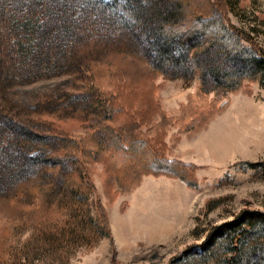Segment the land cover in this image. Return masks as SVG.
Here are the masks:
<instances>
[{"label": "rangeland", "instance_id": "1", "mask_svg": "<svg viewBox=\"0 0 264 264\" xmlns=\"http://www.w3.org/2000/svg\"><path fill=\"white\" fill-rule=\"evenodd\" d=\"M87 1L85 15L92 30L87 32L95 36L92 66L97 68L99 81L109 87L112 77L114 84L125 86L123 101L131 104L136 119L142 116L144 134L155 138L166 156L197 165L195 184L164 173H143L139 180L124 183L105 160L89 162L95 184L86 200L89 215L96 218L99 201L107 212L112 237L104 235L92 243L90 218L83 208H76H85L84 200L76 201L67 192L63 201L60 191L52 194L50 202H43L38 194L25 206L24 220L18 221V226L11 223L14 209L4 198L0 200V260L11 264H173L188 251L204 249L207 242L208 248L220 247L219 259L238 252L232 249L234 241L228 234L215 244H210L209 236L216 226L245 209H264V75L253 80L245 77L238 90L220 83L204 91L191 51L198 49L196 58L202 63L216 58L220 62L214 65L219 68L228 65L247 70L249 53H264V0H226V5L215 0L226 28L231 30L230 24L237 28L234 36L243 46L234 58L217 51L221 46L218 40L207 50L210 57H205L201 54L203 36L191 39L198 42L193 47L168 37L162 21L170 18L172 10L176 14L174 1ZM80 53L78 50L75 55ZM85 60L71 58L56 74L16 81L3 89L10 101L0 103L2 155H8L10 144H14L13 153L17 151L19 158H50L69 138L84 139L94 123L102 122L108 107L104 96L86 84ZM112 70L115 74L110 77ZM14 122L21 128L13 133ZM95 136L106 134L97 129ZM14 138L31 139L28 145L32 146L17 145ZM36 138L45 140L47 153L35 143ZM76 155L81 156L79 152ZM10 160L12 153L0 158V173L7 178L18 169L13 163L10 167ZM71 164L63 162L62 171ZM56 177L44 172L41 179L54 182ZM8 184L0 185L2 195L7 194ZM56 184L60 186L62 181ZM47 187L52 186L48 183ZM35 208L37 212L32 211ZM78 221L88 236H69L65 228L60 231ZM256 242L258 246L251 248ZM239 248L244 253L238 254L235 264H264V235L257 226L241 237Z\"/></svg>", "mask_w": 264, "mask_h": 264}, {"label": "trees", "instance_id": "2", "mask_svg": "<svg viewBox=\"0 0 264 264\" xmlns=\"http://www.w3.org/2000/svg\"><path fill=\"white\" fill-rule=\"evenodd\" d=\"M170 1H174L175 8L178 7V9L175 10L176 14L172 10L169 13L170 18L162 21V29L168 37H176L179 43L183 45L189 43V46L193 47L198 42L192 43L191 39L197 35L203 36L204 43L201 54L205 57H210L211 53L207 50L217 40L221 43L219 49L216 47L217 51L222 50L226 57L234 58L236 52L243 50L240 39L234 36L237 28L233 24H230L231 30L226 28L223 14L215 0ZM220 2L226 5V0H220ZM89 4L90 2L87 0H0V103L6 105L10 101L2 93L9 84L56 74L64 70L65 65L71 63V58H86L85 64L88 67L86 84L104 96V103L108 107L104 111L102 122L94 123L87 137L84 136V139L80 137L81 141L77 140L75 136V138H69L61 150L55 148L50 158H42L41 155L39 157L24 155V153H22L24 156L19 158L17 151L13 153L14 144H10L8 155H2L1 148L0 158H9L12 153V160L8 164L11 167L13 163L18 169L17 173L10 178L0 173V185L9 183L7 194L2 195V191L0 192V200L6 198L12 203L14 211L10 217L11 223L18 226V221L24 220L25 206H30L38 194L43 202H50L52 194L60 191L63 201V194L67 192L76 201L84 200L85 208L82 205L76 207L79 202L72 205L79 211L81 208L86 211L84 213L92 223L90 230L93 238L92 243H96L104 235L111 238L112 230L107 212L99 201L97 202L96 218L89 215V203L86 200L95 187L92 173L89 170V162L105 160L114 176L124 183L139 180L143 173H164L178 176L190 185L195 184L193 170L197 165L193 162L166 156L160 146L155 144L157 140L150 139L144 134L140 128L142 116L136 119L135 112L129 107L131 104L123 101V96L127 91L124 89L125 86L121 87L113 83L114 79L111 76L115 74L114 70L110 72L113 84L110 83L109 87L102 86L96 73L97 68L92 66V62L95 61L92 55L95 39L92 38L95 36L87 32V30L89 32L92 30L88 27L90 22L85 15L86 5ZM84 21L87 22L86 28H79ZM78 50H81V53L75 55L78 54ZM249 54V67L247 70L241 71L226 67L228 65L219 68L214 65L218 61L216 58L202 63L200 58H196V55H200L198 49L195 48L191 51L193 64L200 70L203 80H201L202 90L208 91L210 90L208 86H212V84L217 86L220 83L221 86L230 90H238L245 77L248 80H253L263 76L264 53L258 54L253 51ZM166 59L168 58L166 57ZM6 84L7 86H5ZM126 106L127 109L124 110L123 108ZM119 113L121 115H118ZM19 128L21 127L14 122L11 131L14 133V129ZM97 129L103 131L106 136L103 138L95 136ZM14 140L17 145L25 148L32 146L28 145L31 139L18 140L14 138ZM35 143L42 149V152L47 153L49 146L45 145V140L36 138ZM76 147H78L77 150L74 149ZM78 152L81 156L76 155ZM61 154L64 155V158L61 157ZM63 162L72 164L62 171ZM44 172L55 173L56 180L54 182L43 181L41 178ZM57 180L62 181L60 186L56 184ZM48 183L52 187L48 188ZM135 184L137 181L133 185ZM64 203L66 204V202ZM32 211L37 212L38 209L35 208ZM255 226L260 228V232L264 235V209H245L236 218L216 226L209 236L211 238L209 241H212L210 244H212L228 234L234 241L235 247L232 249L238 250V252L219 259L220 247L213 249L211 248L213 245L208 248L206 245L209 243L207 242L203 246L200 245V248L202 246L204 249H195L191 254L188 251L187 256L176 258L173 264H220L221 262L235 264L238 254L242 252L243 255L244 253V250L239 248V240ZM64 228L69 236L73 234L80 238L83 235L88 236L84 224L81 225L79 221L74 222L71 226L70 224L64 226L60 231ZM74 236L71 237L74 238ZM257 246L258 242L252 244L251 248L254 249ZM0 262V264H11L4 258Z\"/></svg>", "mask_w": 264, "mask_h": 264}]
</instances>
